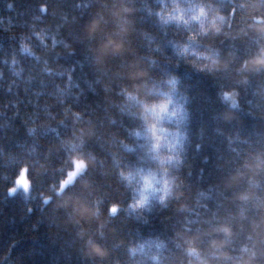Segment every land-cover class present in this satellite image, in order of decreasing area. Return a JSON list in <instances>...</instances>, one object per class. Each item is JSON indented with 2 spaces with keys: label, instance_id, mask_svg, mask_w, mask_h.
Here are the masks:
<instances>
[{
  "label": "trees",
  "instance_id": "16d2710c",
  "mask_svg": "<svg viewBox=\"0 0 264 264\" xmlns=\"http://www.w3.org/2000/svg\"><path fill=\"white\" fill-rule=\"evenodd\" d=\"M203 2L225 19L193 41L198 25L161 19L173 0H0V264H189L193 246L206 264L251 251L264 264V69L241 70L264 50V0ZM171 77L183 106L164 125L183 134L165 165L173 194L133 209L141 180L125 174L163 175L141 101L171 92ZM77 156L88 167L61 193ZM25 166L30 190L10 193Z\"/></svg>",
  "mask_w": 264,
  "mask_h": 264
},
{
  "label": "clouds",
  "instance_id": "9594fccd",
  "mask_svg": "<svg viewBox=\"0 0 264 264\" xmlns=\"http://www.w3.org/2000/svg\"><path fill=\"white\" fill-rule=\"evenodd\" d=\"M174 7L171 10L165 9L161 19L165 22H176L177 25H184L186 28L195 23L198 25L197 31L192 32L190 35L191 40H196L197 34L208 35L209 33L219 34L222 30V24L225 17L221 14L219 9L214 8L209 3H204L201 0L200 3L192 4L190 7H184L178 2L173 0ZM129 11V9H124ZM96 23L93 24V29L96 27ZM258 31L264 34V26L258 28ZM113 42H109L104 46V50L107 51L108 47ZM122 47L121 44H116L114 50L118 51ZM190 45H184L181 49V54H189ZM192 53L198 56H207L206 53H196L195 49H192ZM220 64L219 59H212L211 65L206 67L214 68ZM254 68L256 71L264 69V50H261L260 54L250 61H246L242 66L243 70ZM167 83L171 86V92H164L161 94L159 100L152 102L141 101V113L142 119L145 122V135L151 140L150 152L153 153V159L158 162L163 175L158 176L156 171L149 170L146 174L137 173L125 174V179L131 184L136 179V176H140L141 185L136 190L138 199L130 205L133 209L144 208L150 202V197L157 192L162 193L159 196L160 203H164L173 194L174 180L168 176L169 169L165 165H172L179 163V151L182 149V136L180 131H172L165 127V121L171 118H181L183 112V106L179 101L174 100L173 94L176 91V86L179 84V80L176 77H171ZM129 99H135V95L131 92L128 93ZM222 100L225 102H231L233 107L236 106L235 94L233 92L225 91L222 93ZM170 110V106H173ZM165 149L168 152L175 153V155H169L165 153ZM76 170L69 174L68 180L62 182L59 191L62 193L64 187L68 182L75 177L78 173L83 172L88 167V161L80 156L74 157ZM31 180L28 177V168L25 166L21 169L20 175L16 180V187L9 189L10 193H15L17 187L23 186L25 192H28L31 188ZM156 185H162L157 188ZM247 198V197H245ZM50 199V197L48 198ZM118 205H112L109 209L110 215H115L118 211ZM228 235H231V230L227 227L221 229ZM221 247L222 245H216ZM92 251L103 257L104 252L97 246H92ZM245 252H249L248 248L244 249ZM188 254L196 257L195 261L190 260L189 264H206V262L200 257V252L196 247H189ZM223 256L227 257V253H222ZM256 259L255 251H251L247 259L238 262V264H253Z\"/></svg>",
  "mask_w": 264,
  "mask_h": 264
},
{
  "label": "rangeland",
  "instance_id": "374dc122",
  "mask_svg": "<svg viewBox=\"0 0 264 264\" xmlns=\"http://www.w3.org/2000/svg\"><path fill=\"white\" fill-rule=\"evenodd\" d=\"M75 170H76V167H75V162H74V167H73V169H71V170L68 172L67 176L63 179V181L68 180L69 174H70L71 172L75 171ZM80 173H81V172H80ZM80 173H78L75 177H73V178L68 182L67 185L71 184V183L76 179V177H77ZM63 181H62V182H63ZM62 182H61V184H62ZM61 184H60V187H61ZM67 185H66V186H67ZM66 186H65V187H66ZM19 187H23V186H19ZM60 187H59V189H60ZM65 187H64V188H65ZM17 189H22L23 191H25L23 188H17Z\"/></svg>",
  "mask_w": 264,
  "mask_h": 264
}]
</instances>
